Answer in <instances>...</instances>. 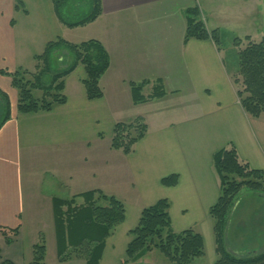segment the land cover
Returning a JSON list of instances; mask_svg holds the SVG:
<instances>
[{
  "label": "crops",
  "instance_id": "1",
  "mask_svg": "<svg viewBox=\"0 0 264 264\" xmlns=\"http://www.w3.org/2000/svg\"><path fill=\"white\" fill-rule=\"evenodd\" d=\"M254 3L258 8L264 0ZM249 4L250 0H101V13L94 21L69 27L57 16L53 0H0V120L3 93L10 109L0 128V227L17 229L11 241L0 232L2 259L29 264L43 236L45 264H90L87 256L58 259L53 198L75 196L74 203L84 206L83 193L101 190L123 202L125 219L106 237L97 264H122L142 210L162 198L170 202L174 231L193 228L203 236L205 254L194 264H214L218 255L209 210L221 191L214 155L233 143L241 159L264 169V115L253 117L245 111L233 81L237 68L227 66L220 44L210 38L185 40L187 9L197 8L207 28L219 30L218 19L248 15ZM70 11L68 5L65 12ZM257 31L260 39L264 37V25ZM58 37L73 43L93 38L103 44L110 56V67L100 80L103 96L87 97L86 72L79 64L65 77V103L51 111L19 113L18 91L1 70L34 71L35 55ZM63 52H56V68L73 61L68 50ZM143 81L144 96L159 84L164 94L134 102L132 83ZM138 117L148 129L134 150L113 148L114 125ZM171 175H177V181L165 184L163 179ZM243 190L230 211L225 236L227 249L235 255L257 249L247 250L229 236L228 226L241 210L243 196L263 195ZM261 209L264 213V203Z\"/></svg>",
  "mask_w": 264,
  "mask_h": 264
},
{
  "label": "trees",
  "instance_id": "2",
  "mask_svg": "<svg viewBox=\"0 0 264 264\" xmlns=\"http://www.w3.org/2000/svg\"><path fill=\"white\" fill-rule=\"evenodd\" d=\"M70 1L53 0L57 16L69 27L86 25L101 13V0H86L90 5L88 14L70 17L65 12ZM76 3L80 5L82 1ZM20 6L21 3L17 2L16 7ZM191 38H210L217 45L220 44L219 30L217 28L209 30L197 8L187 9L185 40ZM233 42L238 47L237 71L233 75V81L240 102L249 115L259 117L264 115V37L256 40L247 35L244 39L235 37ZM64 49L73 55V61L56 68L54 66L57 60L56 52ZM34 60V71L24 68H17L14 71L1 70L11 77L12 84L18 91L19 113L51 111L57 105L65 103L67 99L64 94L65 77L79 64L84 66L86 72L83 83L87 97L93 100L103 96L100 80L110 67V56L99 40L92 38L73 43L58 37L49 41L44 51L35 55ZM145 83V81L132 83L134 102H142L164 94L165 91L159 84V89L157 87L151 95L144 96L141 91ZM3 97L5 103L2 105L0 128L10 117L8 96L3 93ZM147 129V124L141 117L128 123L117 122L113 129L112 147L124 153H131L136 143L145 136ZM214 160L221 179L219 198L209 210L214 220L213 229L218 255L214 264H264V248L235 255L225 245L229 214L237 195L245 188L264 194V169L253 168L249 162L241 159L233 143L217 151ZM176 181L177 175L163 179L165 184H174ZM81 196L85 198L84 206H77L74 203L75 196L71 199L53 198L58 259L67 261L73 257L87 256L90 264H97L106 237L125 219V207L120 199L101 190L88 191ZM169 207V200L162 198L142 210L138 225L130 231L126 258L122 264L135 262L153 249L160 250L169 264H194L195 258L205 254L204 239L200 232L193 228L179 232L172 229ZM0 232L11 241L10 234H16L17 229L0 227ZM45 253V239L41 236L40 241L34 246L33 261L29 264H45ZM0 264L15 263L0 257Z\"/></svg>",
  "mask_w": 264,
  "mask_h": 264
},
{
  "label": "rangeland",
  "instance_id": "3",
  "mask_svg": "<svg viewBox=\"0 0 264 264\" xmlns=\"http://www.w3.org/2000/svg\"><path fill=\"white\" fill-rule=\"evenodd\" d=\"M76 1L79 0L70 2L69 10L71 11L67 14L70 17L88 14L90 10L89 3L86 0H80L82 3L79 5ZM254 2L255 0H250L248 15L245 12L231 18L224 16L218 19L222 26L219 28L221 53L227 66L234 70L237 68L238 60V47L234 45V38L239 35L240 38L244 39L248 33L258 40L261 37L260 32L257 30L261 28V25H264V5L257 8ZM59 52L60 54L64 53L63 50H59ZM247 189L245 188V190ZM261 196L262 198L255 196L252 198L251 195L245 194L241 210L233 216L231 224L228 226L229 236L233 239H238L240 246L245 245L244 248L247 250L253 246L258 249L264 248V213L262 212L263 209H261V205L264 203V194ZM225 236L227 238V231ZM151 251L141 258L140 262L134 264H168L166 256L160 250L153 249Z\"/></svg>",
  "mask_w": 264,
  "mask_h": 264
}]
</instances>
